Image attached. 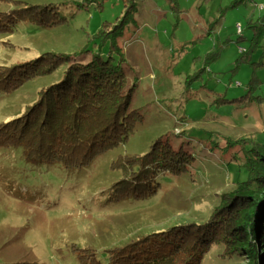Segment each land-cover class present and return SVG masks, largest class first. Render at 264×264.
<instances>
[{"label": "rangeland", "instance_id": "obj_1", "mask_svg": "<svg viewBox=\"0 0 264 264\" xmlns=\"http://www.w3.org/2000/svg\"><path fill=\"white\" fill-rule=\"evenodd\" d=\"M81 1L0 0V12L40 4L66 18L51 28L19 21L12 33H0V65L85 45L79 59L90 60L99 49L94 34L103 21L122 16L123 5L107 0L82 8ZM258 31L259 45L242 53ZM118 45L122 61L117 52L111 61L120 63L130 107L142 121L125 142L78 168L32 162L22 147L0 145V264H111L109 250L138 237L206 222L220 195L247 178L245 154L264 144V0H138ZM101 58L108 59L107 44ZM66 66L0 91V137L3 123L23 115ZM162 135L194 159L185 173L158 174L150 194L132 196V162ZM127 176L123 189H113ZM199 264L247 259L213 241Z\"/></svg>", "mask_w": 264, "mask_h": 264}, {"label": "trees", "instance_id": "obj_2", "mask_svg": "<svg viewBox=\"0 0 264 264\" xmlns=\"http://www.w3.org/2000/svg\"><path fill=\"white\" fill-rule=\"evenodd\" d=\"M106 1L82 0L79 7L101 8ZM120 1L122 16L102 22L94 34L99 49L87 62L79 59L80 54L88 51L85 45L71 54L49 51L24 63L0 65V91L11 92L32 78L50 74L58 66L67 64L59 82L42 89L23 115L3 123L7 127L1 133L5 135L0 137L1 146L22 147L32 162L78 168L127 140L136 124L142 121V115L130 107L131 94L121 65L111 60L117 52L122 61L118 38L133 20L138 0ZM3 13L6 20L3 19L0 33L7 34L13 32L19 21L51 28L66 20L53 7L41 8L40 4L13 6L8 12H0ZM260 35V31L253 33L250 49L242 53L257 47ZM105 44L108 45L106 60L101 58ZM193 159L183 147L174 148L167 135L160 136L148 152L132 162L136 164L134 172L138 177L128 187L132 189L131 195L150 194L156 188L152 182L158 174L185 173ZM244 166L247 178L220 195V204L206 222L177 225L138 237L109 250L111 264H199L213 241L222 244L225 254L246 258L247 264H264V144L246 152ZM130 178L114 182L113 189L120 185L123 189L125 180Z\"/></svg>", "mask_w": 264, "mask_h": 264}, {"label": "built area", "instance_id": "obj_3", "mask_svg": "<svg viewBox=\"0 0 264 264\" xmlns=\"http://www.w3.org/2000/svg\"><path fill=\"white\" fill-rule=\"evenodd\" d=\"M237 29H238L239 32L242 31L241 26L239 24H237ZM240 51L243 52V51H245V49L244 48H240Z\"/></svg>", "mask_w": 264, "mask_h": 264}]
</instances>
